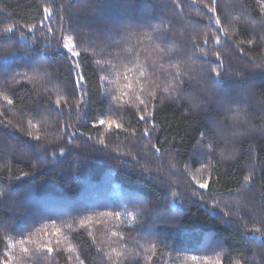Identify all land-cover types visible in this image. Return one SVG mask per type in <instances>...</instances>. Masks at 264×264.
<instances>
[{"label":"trees","instance_id":"trees-1","mask_svg":"<svg viewBox=\"0 0 264 264\" xmlns=\"http://www.w3.org/2000/svg\"><path fill=\"white\" fill-rule=\"evenodd\" d=\"M69 2L54 0L55 4L63 3L66 9ZM73 2L82 4L83 0ZM245 2L251 15L257 18L264 15V9L260 8L257 0ZM181 3L184 7L183 17H178L173 11L170 0H132L131 3L127 0H94V10L80 12L81 19L78 22L99 31L112 26L118 32L129 26H155L166 17L181 25L186 20L200 19L194 10L195 6H190L186 0H181ZM42 4L43 0H0V31L14 24L24 28L26 37L21 39L19 31L10 36L14 45L12 55L0 44V81L16 73L31 74L32 69L41 65L51 74L47 90L40 89L39 94L33 83L24 80L7 93L0 89V112L7 113L0 119H11L13 122L12 126L0 123V193L4 194L0 196V255L6 250L7 243L26 238L29 234L35 235L44 226L51 231L55 222V227L62 232L59 237H51L54 245L56 239L61 242L59 254H53L57 256V264H67L69 258L71 264H78L77 255L86 258V264H102L97 249H103L106 254L103 264H109L108 256L112 257V264H204V257L210 261L219 258L222 264H229L230 261L235 264L241 257L246 259L247 264H262L264 248L260 247L259 234H244L243 228L239 226L247 224L251 229L259 227L260 221H264V213L260 212L259 185L253 193L246 194L251 197L250 203L255 209H241L246 220L238 224L235 215L225 216L224 212L228 211L225 201L234 205L235 190L243 183V175L247 174L250 149L259 155L261 166L264 167V135L256 132L238 141L240 151L236 159L220 161V183H215L217 174L211 169L201 173L205 177L212 176V189L201 190L205 193L204 202L191 195L189 178L185 176V163L192 171L201 168V164L192 163L198 159L195 153L200 131L205 127H208L210 134L216 131L205 117L212 116L221 126L230 124L225 115L218 111L216 97L236 96L243 99L240 90L235 87L241 79L252 85L255 92L254 97L241 106L247 108L251 126L259 128L264 125L259 112L264 107V71L249 63H264V47L253 48L243 61L238 58L234 60L232 67L244 73L243 77L228 79L211 93H203L207 100L206 111L186 118L185 113L190 109L186 102L158 106L156 122L161 129L158 134L166 141L163 147L173 149L171 156L164 153L162 159H156L146 155L145 141L139 134L132 135L134 120L127 113L135 111L134 108L123 102L117 104L112 101V114H107L109 100L97 92L96 77L92 72L87 73L90 102L79 116L75 110L71 116L67 109L64 111V120L72 122L71 130H76L78 124L84 135L81 137L77 134L73 143H67L56 138L59 132L53 126L47 128V136L41 132V140L35 141L26 135L28 120L38 122L34 114L37 111L43 113L47 98L51 96L55 100L57 89L70 88L66 81L68 68L63 52L54 43L50 46L41 31L35 32V43L33 34L27 32L28 25L39 26L41 23L38 6ZM73 12L76 10L73 9ZM204 23H208L206 17ZM51 25L57 27L55 15ZM196 27L201 32H211L199 25ZM243 28L244 25H238L237 36L233 39H245L240 35ZM187 31L190 33L193 28L188 27ZM182 32L183 28H180L173 35L178 43H183L186 38L187 33L182 36ZM3 39L0 37V41ZM132 44L135 45L136 41L133 40ZM241 46L247 48L246 45ZM137 51L139 62L151 71L152 54L143 46ZM188 52L191 55L190 47ZM226 52L236 57L235 52L228 49ZM196 55L202 53L197 52ZM181 56L188 59L184 53ZM208 59L214 57L209 55ZM127 66L134 67V64ZM196 66H200L199 62ZM129 75L136 87V74ZM124 83L121 77L120 86L123 87ZM106 87L115 91L116 84ZM191 92L189 88L185 95L189 96ZM4 94L14 100L12 106L4 101ZM105 118L122 123L129 131H118L115 126L108 129L106 125L99 126L98 123L93 127L99 119ZM18 127L20 131H17ZM241 130L245 129L242 127ZM139 132H143V126H140ZM89 136L92 140H87ZM100 138L105 139L107 148L95 143ZM218 141L221 149H231V145H225L222 138L218 137ZM61 144L64 146L62 155L58 146ZM53 148L56 149L55 153ZM199 151L203 152V148ZM205 159L215 163L212 156ZM170 163H175V169L169 168ZM229 189L233 190L231 194ZM173 192L179 194L174 197ZM217 202L219 205L213 207ZM108 212H120L121 221L113 216L102 215ZM129 213L138 217L133 227L127 225ZM85 216H91L92 221L87 228H80L79 221ZM253 217L257 218L256 222ZM69 224L72 228L68 227ZM112 232L120 235L113 236ZM120 236L124 239L121 240ZM69 242L76 249L71 254L66 251ZM153 244L156 245L155 249L151 247ZM125 249L129 252L138 249L140 255L127 258L116 255ZM14 252L19 258L21 254L18 247ZM193 256L200 259L194 261Z\"/></svg>","mask_w":264,"mask_h":264},{"label":"snow or ice","instance_id":"snow-or-ice-1","mask_svg":"<svg viewBox=\"0 0 264 264\" xmlns=\"http://www.w3.org/2000/svg\"><path fill=\"white\" fill-rule=\"evenodd\" d=\"M127 2L131 3L132 0H127ZM186 2L190 6H195L194 10L200 19L186 20L184 25H181L166 17L155 26L151 24L146 27L129 26L117 32L112 26L99 31L78 22L81 19L80 12L87 13L94 10V0H83L82 4L70 0L67 9L63 3L55 4L54 0H43V4L38 6V11L41 13V23L39 26L28 25L27 32L33 34V43H35V32L41 31L50 46L54 43L57 49L63 52L68 68L66 81L70 88L57 89L55 100H52L51 96L47 98V107L43 113L37 111L34 114L35 117H38V122L34 123L33 119L28 120L27 137L40 141V133L43 132L47 136V128L53 126L59 132L56 137L58 140L73 143L77 134L82 137L84 133L79 129L78 124L76 130L73 131L71 130L72 122L64 120V111L67 109L68 115L71 116L75 110L79 116L80 111L90 102L87 73L92 72L93 76L96 77L97 92L101 94L102 98L109 100L107 114H112V101L117 102V104L123 102V104L134 108L135 111L127 113L134 120L131 128L132 135L139 134L145 141L146 155L156 159H162L164 153L171 156L173 149L164 148L166 141L161 139L158 134L161 130L156 122L158 106L165 103L183 104L186 102L190 105L189 111L185 113L186 118H192L197 113L206 111L207 100L203 93H211L213 89H217L218 85L223 84L228 79L243 77L244 73L232 67L234 60L238 58L243 61L250 50L264 47V15L258 18L251 15L247 11L248 5L245 0H186ZM170 3L177 16L183 17L184 7L181 0H170ZM257 4L261 9H264V0H257ZM73 9L76 10L75 13ZM222 10L223 15H221ZM54 15L57 17L56 28L51 25ZM205 17L208 21L207 24L204 23ZM197 25L203 29H210L211 32H201L197 29ZM213 25L214 29L212 28ZM238 25H244L240 31V35L245 37L244 40L233 39L237 36ZM188 27L193 28V31L189 33ZM180 28H183L182 36L187 33L183 43H178L173 39L174 33ZM17 31H19L21 39L26 38L24 28L14 24L5 26L0 31V37L4 38L0 44L9 55H12L11 50L14 48L10 36ZM133 40L136 41L135 45L132 44ZM241 45H246L247 48ZM141 46L152 54L151 71H149V67L139 62L140 57L137 49ZM189 47L191 55L188 52ZM226 49L235 52L236 57L228 55ZM197 52L202 53V55H196ZM181 53L188 56V59H183ZM209 55L213 56L214 59H208ZM197 62H199V67L196 66ZM249 63L264 71V63L255 61H249ZM128 64H134V67H128ZM130 73L136 74V87L130 79ZM121 77L125 82L123 87L120 86ZM21 80L33 83L39 94L40 89L47 90L48 84L51 83V74L46 67L37 66L32 69L31 74L27 72L16 73L10 78L0 81V89L7 93ZM113 83L116 84L115 91L106 87V85ZM235 87L240 90L243 99L236 96L218 95L216 97L218 111L225 115L230 124L221 126L212 116L205 117L216 131L215 134H210L208 127L200 131L195 153L198 159L193 160L192 163L193 165L201 164V168L192 171L185 163V176L189 178L191 195L197 197L201 202L206 200L205 193L201 190L212 189V176L205 177L201 173L211 169L217 174L215 183H220V161L236 159L240 151L238 141L250 137L256 132L264 135V125L259 128L251 126V122L247 118V108L241 106L242 103H246L248 99L254 97V87L246 84L243 79ZM189 88L192 89L191 95L186 96L185 93ZM101 89H103L102 92ZM65 92L66 95H64ZM3 99L9 106L14 104V100L7 94L3 95ZM262 102H264V95H262ZM248 107H252V105H248ZM259 112L261 113L260 118L264 120V107H261ZM5 116L7 113L0 112V118ZM0 123H4L6 126L13 124L11 119H0ZM97 123L99 126L106 125L108 129L115 126L118 131H129L128 127L113 119H99L93 124V127ZM140 126H143L142 133L139 132ZM242 127L245 130H241ZM17 131H20L19 127ZM154 137L155 142L153 143ZM218 137L224 140L225 145H231V149H221ZM87 140H92V137H87ZM95 143L107 148L104 138H100ZM58 146L62 155L64 146L62 144ZM200 148H203V152L199 151ZM52 151L55 153L56 149L53 148ZM176 151L178 152V149ZM216 155L219 156L218 160H216ZM208 156H212L215 163L212 160H206L205 158ZM175 167V163L169 164V168L175 169ZM193 184L195 187H192ZM257 185H259L261 193L260 212L264 213V167L261 166L259 155L254 154L250 149L247 174L243 175V183L235 190L234 205L225 201V207L228 211H225L224 215H235L238 224L240 221L246 220L247 217L241 214V209L249 208L255 211L250 203L251 197L246 194L253 193L257 189ZM229 192L231 194L233 190L229 189ZM178 194V192L172 193L174 197ZM3 195L0 193V196ZM215 198L213 196L214 200ZM218 205L219 202L213 204V207ZM102 215L113 216L117 221H121L122 214L120 212H108L102 213ZM137 220L136 215L129 213L127 225L133 227ZM253 220L256 222L257 218L253 217ZM91 221V216H85L79 221L80 228H87ZM239 226L243 228L244 234L251 232L255 235L258 233L261 238L260 247L264 248V221H260L259 227L251 229L247 227V224H239ZM68 227L72 228V225L69 224ZM5 235H7L6 230ZM61 235V229L56 228L55 222H53L51 231L48 230L47 226H44L37 230L35 235L29 234L26 238L9 242L6 244V250L0 255V264H57V256L53 254H59L61 242L56 239L54 245L51 237ZM89 235L91 236V232ZM112 235L119 236L120 234L112 232ZM9 239L11 240V238ZM65 239L67 240V237ZM120 239L123 240L124 237L120 236ZM17 247L21 254L19 258L14 252ZM151 247L155 249L156 245L153 244ZM66 251L69 254L76 251L71 242L67 244ZM97 251L103 264V257L106 254L103 249H97ZM113 251L115 252V249ZM116 255L127 258L138 257L140 253L138 249L131 252L125 249ZM76 259L78 264H86V258L77 255ZM107 259L109 264H112V257L108 256ZM192 259L197 261L200 258L193 256ZM67 264H71L70 258ZM204 264H222V261L219 258L210 261L208 257H204ZM229 264L232 262L230 261ZM235 264H247V261L241 257L235 261Z\"/></svg>","mask_w":264,"mask_h":264}]
</instances>
